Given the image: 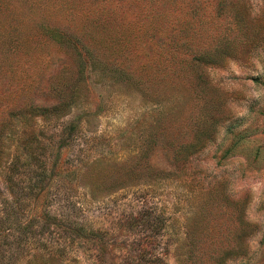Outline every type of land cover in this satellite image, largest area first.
<instances>
[{
  "label": "rangeland",
  "instance_id": "1",
  "mask_svg": "<svg viewBox=\"0 0 264 264\" xmlns=\"http://www.w3.org/2000/svg\"><path fill=\"white\" fill-rule=\"evenodd\" d=\"M0 264H264V0H0Z\"/></svg>",
  "mask_w": 264,
  "mask_h": 264
}]
</instances>
